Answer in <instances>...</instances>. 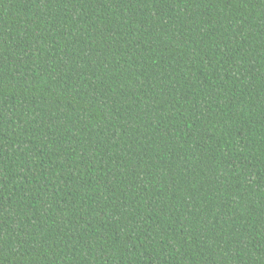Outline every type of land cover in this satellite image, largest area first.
I'll return each mask as SVG.
<instances>
[{
  "label": "trees",
  "instance_id": "16d2710c",
  "mask_svg": "<svg viewBox=\"0 0 264 264\" xmlns=\"http://www.w3.org/2000/svg\"><path fill=\"white\" fill-rule=\"evenodd\" d=\"M0 264H264V0H0Z\"/></svg>",
  "mask_w": 264,
  "mask_h": 264
}]
</instances>
